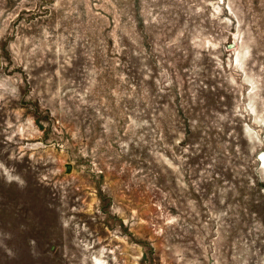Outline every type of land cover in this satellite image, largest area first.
<instances>
[{
	"label": "rangeland",
	"instance_id": "obj_1",
	"mask_svg": "<svg viewBox=\"0 0 264 264\" xmlns=\"http://www.w3.org/2000/svg\"><path fill=\"white\" fill-rule=\"evenodd\" d=\"M262 153L264 0H0V264H264Z\"/></svg>",
	"mask_w": 264,
	"mask_h": 264
},
{
	"label": "bare ground",
	"instance_id": "obj_2",
	"mask_svg": "<svg viewBox=\"0 0 264 264\" xmlns=\"http://www.w3.org/2000/svg\"><path fill=\"white\" fill-rule=\"evenodd\" d=\"M259 160V158H258ZM260 164H261V168L264 169V153H262L260 155V160H259Z\"/></svg>",
	"mask_w": 264,
	"mask_h": 264
},
{
	"label": "water",
	"instance_id": "obj_3",
	"mask_svg": "<svg viewBox=\"0 0 264 264\" xmlns=\"http://www.w3.org/2000/svg\"><path fill=\"white\" fill-rule=\"evenodd\" d=\"M229 46H232V44H230Z\"/></svg>",
	"mask_w": 264,
	"mask_h": 264
}]
</instances>
